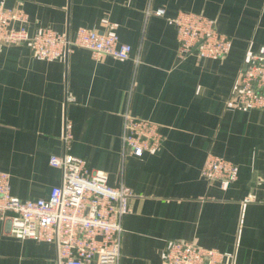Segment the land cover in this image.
<instances>
[{"label": "crops", "instance_id": "obj_1", "mask_svg": "<svg viewBox=\"0 0 264 264\" xmlns=\"http://www.w3.org/2000/svg\"><path fill=\"white\" fill-rule=\"evenodd\" d=\"M28 16L27 30L48 27L73 37L78 27L113 32L128 58L92 57L73 46L45 60L28 43L0 46V170L18 198L46 197L61 180L48 164L69 152L101 170L110 185L132 190L122 217L117 264H165L170 239L232 252L233 264H264V110L231 98L247 53L264 52V0H0ZM163 7L164 16L148 13ZM201 13L230 38L222 58L178 55L170 19ZM72 99H66L67 94ZM160 125L159 147L135 156L121 142L123 113ZM237 166L234 181L209 183V155ZM251 196L255 201L244 202ZM0 264H56L52 242L19 238L0 220ZM87 264H97L95 260Z\"/></svg>", "mask_w": 264, "mask_h": 264}, {"label": "built area", "instance_id": "obj_2", "mask_svg": "<svg viewBox=\"0 0 264 264\" xmlns=\"http://www.w3.org/2000/svg\"><path fill=\"white\" fill-rule=\"evenodd\" d=\"M164 16L163 7L148 10ZM27 13L19 6L0 4V46L28 43L32 53L45 60L56 59L73 46L90 51L95 59L104 55L126 59L131 46L113 32L78 27L73 37L48 27L29 33ZM176 30L178 55L222 58L230 48V38L219 32L212 19L201 13L179 11L170 19ZM231 98L235 106L264 110V52L247 53L238 69ZM66 99H72L70 93ZM72 123L65 119L61 140L63 152L51 154L48 164L61 172V180L46 197L20 199L11 194L10 177L0 170V220L19 238L52 242L56 264H117L120 255L122 217L130 210L133 193L129 186L110 185L101 170H90L84 158L69 152ZM160 125L152 120L123 113L121 142L124 151L141 156L160 146ZM237 166L209 154L201 175L209 183L226 184L237 178ZM244 202L255 201L251 196ZM264 202V195L259 200ZM165 264H233L232 252L199 245L192 239H170L164 248Z\"/></svg>", "mask_w": 264, "mask_h": 264}]
</instances>
